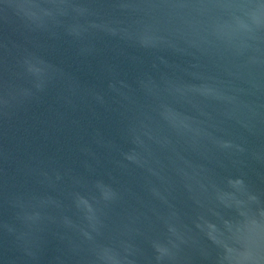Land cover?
<instances>
[{
	"label": "water",
	"instance_id": "water-1",
	"mask_svg": "<svg viewBox=\"0 0 264 264\" xmlns=\"http://www.w3.org/2000/svg\"><path fill=\"white\" fill-rule=\"evenodd\" d=\"M0 264H264V0H0Z\"/></svg>",
	"mask_w": 264,
	"mask_h": 264
}]
</instances>
